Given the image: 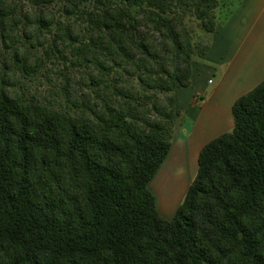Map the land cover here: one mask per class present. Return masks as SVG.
Masks as SVG:
<instances>
[{
  "label": "trees",
  "instance_id": "1",
  "mask_svg": "<svg viewBox=\"0 0 264 264\" xmlns=\"http://www.w3.org/2000/svg\"><path fill=\"white\" fill-rule=\"evenodd\" d=\"M27 2L0 0L2 43L23 25L34 49L19 69L39 73L41 45L89 92L68 82L46 101L0 73V264H264V78L202 146L170 218L149 188L191 82L184 14L212 33L228 0Z\"/></svg>",
  "mask_w": 264,
  "mask_h": 264
},
{
  "label": "rangeland",
  "instance_id": "2",
  "mask_svg": "<svg viewBox=\"0 0 264 264\" xmlns=\"http://www.w3.org/2000/svg\"><path fill=\"white\" fill-rule=\"evenodd\" d=\"M13 1L16 3L17 8L19 5L22 6L24 10H28L31 7L27 0ZM240 1L241 0H228L227 8L224 13L222 12V14H224L223 17H229ZM53 13L56 17L63 20L58 10L54 9ZM184 22L191 35L194 53L192 56L193 76H191L190 85L183 87L182 90H184V93L187 95L195 97L194 103L196 105L202 104L203 96L205 97L206 103L203 106V113L191 137V142L195 140V144H191L190 154L184 156V159L183 157H173L172 155L167 156L149 183V188L155 197L159 212L167 218L173 215L197 170V154L199 148L202 146L201 144H204L215 135L230 131L233 128L230 108L226 105L219 106L216 101V96H220V93L230 85V80H228V78L231 74V70H228L225 78H223L222 72H224L226 68L224 63L217 64L215 61L204 60L206 50L203 51V53H201V51L206 47L205 42L209 39L210 33L201 29L198 21L189 11H186L184 14ZM40 36H42V34ZM39 41L41 43L45 42L43 38H40ZM47 42H50V39L47 40ZM6 43L7 45L3 44L0 40V73L7 72L10 81L13 82L18 89L23 90L27 94H36L46 101H52L53 98L58 100V98L55 97V92L59 91L60 87L66 86L68 82L72 87L79 89V93L89 92V88L85 86L86 78L82 73L72 70L70 78L67 80L64 75L69 73V71L63 66V61L58 53L55 52L53 55H46L42 51L41 45H37L38 42L35 43L44 63L43 68L40 69L36 76L32 74L29 75L25 71L19 69L18 65L21 64V60L26 56L27 49L34 51V49L30 47V44L27 43L26 35L23 33V25H19V29L16 31L15 43L11 44L8 40ZM9 45H11V48L6 47ZM15 52H17L18 55H14ZM26 57L27 62L34 64L35 59L33 56L27 53ZM204 63L207 64V66L202 67L201 65ZM208 79H210L211 82H207ZM238 83L240 86L235 93L236 95L245 92V90L251 87V83L247 81ZM197 93L201 95H197ZM175 105L181 109L177 104ZM188 122L189 121L184 118V114H182V120H176L172 144L175 143L180 133L185 134L186 131L189 130Z\"/></svg>",
  "mask_w": 264,
  "mask_h": 264
},
{
  "label": "crops",
  "instance_id": "3",
  "mask_svg": "<svg viewBox=\"0 0 264 264\" xmlns=\"http://www.w3.org/2000/svg\"><path fill=\"white\" fill-rule=\"evenodd\" d=\"M223 15L221 13V18H218L214 31L210 33L209 39L205 42L207 50L204 60L215 61L217 64L224 63L226 68L222 72L223 78L227 71L231 70L228 78L229 87L225 88L220 96H216L219 106L226 105L231 110L236 98L264 78V0H241L229 17H223ZM201 66L205 67L207 64L204 63ZM244 81L250 82L251 87L236 95L240 86L238 82ZM207 82L211 80L208 79ZM197 95L201 94L197 93ZM174 99L175 104L182 109L184 118L189 121V130L185 134L178 135L175 143L171 144L168 156L184 159V156H188L191 152V144H195V140L191 142V137L203 113L206 100L203 96L202 104L196 105L195 97L184 93L181 87L175 90ZM202 146H199V151Z\"/></svg>",
  "mask_w": 264,
  "mask_h": 264
}]
</instances>
